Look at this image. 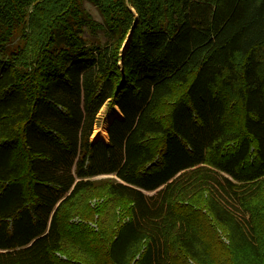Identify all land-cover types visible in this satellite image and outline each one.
<instances>
[{
  "label": "trees",
  "instance_id": "obj_1",
  "mask_svg": "<svg viewBox=\"0 0 264 264\" xmlns=\"http://www.w3.org/2000/svg\"><path fill=\"white\" fill-rule=\"evenodd\" d=\"M89 1L0 0V264H264V0Z\"/></svg>",
  "mask_w": 264,
  "mask_h": 264
},
{
  "label": "rangeland",
  "instance_id": "obj_2",
  "mask_svg": "<svg viewBox=\"0 0 264 264\" xmlns=\"http://www.w3.org/2000/svg\"><path fill=\"white\" fill-rule=\"evenodd\" d=\"M83 5H84V8L91 14V16L96 21H98V22L102 21V14H101L100 10L98 9V7L96 5L92 4L89 0H83ZM132 10L135 11L134 8H132ZM28 32H29L28 28L26 30L24 29L22 32H17L15 34V37H14L15 41L10 46L14 47L13 49H16L18 47H23L22 51L24 53H27L26 50H25V47H26V41H27V38H28ZM83 35H84V37H87V38H93V37L102 38L103 37L101 34L96 35L93 32V30L90 29V28H85V30H83ZM26 57H27V55H25L22 59L24 60ZM115 110H116V107H114L113 112L110 113V111H108L107 105H104L102 107L100 113H99V117L100 118H99V121H98V124L96 125V127H101L107 121L108 117L111 118V120H112L113 117H114V114H115ZM109 124H110V122H109ZM91 139L92 140H96L98 138H92V136H91ZM216 173H217V175H216L217 179H219L223 183H226L227 185H229V183H227L226 179L224 178V177H229V176H227L226 174H223L220 171H217ZM229 179H231V178L229 177ZM233 189L235 191H237V192H240L241 190H245V189L247 191L248 185L233 181L231 190H233ZM253 189L254 188H252V190ZM260 192L263 193V197H264V185L261 187ZM222 193H224V191H222ZM253 194H256V193H253ZM104 204H106V205L110 204L111 208L115 209L114 215L116 217H120L121 216V212L125 211L126 208L128 207V204H125L124 202L119 203V204L115 203V201H112L111 199H109L108 196L106 194H104L102 191L90 193L81 201V206L86 211L87 210L88 211H90V210L92 211L97 206H98V208L99 207H103ZM260 205H262V204H260ZM261 207L264 208V205L261 206ZM259 212H260V209H259ZM235 214H237L239 217H242L243 219L248 220V218L245 217V214L240 212V211H236ZM114 215L112 214V212L110 210L107 214L102 215V217L104 219H107L111 225L112 224L114 225L117 222V220H115V218H114ZM94 218L97 219V220L90 221L89 224L92 227H94L95 229H98L100 227L99 226L100 217L97 214V215L94 216ZM72 220L74 222H78V221L81 220V217L75 216V217H73ZM249 229L246 228L247 233H248L249 237L251 239H253L254 232L252 231L250 225H249ZM253 229H254V226H253ZM260 229L264 230L262 228V225H261ZM256 237H257V240H258V233L257 232H256ZM261 242L264 243V235H263V237L261 239ZM263 246H264V244H263Z\"/></svg>",
  "mask_w": 264,
  "mask_h": 264
},
{
  "label": "bare ground",
  "instance_id": "obj_3",
  "mask_svg": "<svg viewBox=\"0 0 264 264\" xmlns=\"http://www.w3.org/2000/svg\"><path fill=\"white\" fill-rule=\"evenodd\" d=\"M114 116H117L120 118L123 117V114L118 107H116ZM110 121H111V118L108 117L107 121L101 127H96L93 130L92 137L99 138L107 142L109 140L108 127H109Z\"/></svg>",
  "mask_w": 264,
  "mask_h": 264
},
{
  "label": "water",
  "instance_id": "obj_4",
  "mask_svg": "<svg viewBox=\"0 0 264 264\" xmlns=\"http://www.w3.org/2000/svg\"><path fill=\"white\" fill-rule=\"evenodd\" d=\"M121 65H122V61H121Z\"/></svg>",
  "mask_w": 264,
  "mask_h": 264
}]
</instances>
